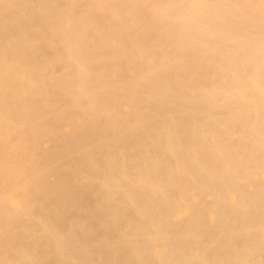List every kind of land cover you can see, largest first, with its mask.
<instances>
[{
  "label": "bare ground",
  "instance_id": "6f19581e",
  "mask_svg": "<svg viewBox=\"0 0 264 264\" xmlns=\"http://www.w3.org/2000/svg\"><path fill=\"white\" fill-rule=\"evenodd\" d=\"M0 264H264V0H0Z\"/></svg>",
  "mask_w": 264,
  "mask_h": 264
}]
</instances>
